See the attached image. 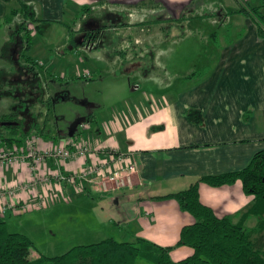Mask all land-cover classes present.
Returning <instances> with one entry per match:
<instances>
[{
	"label": "crops",
	"instance_id": "0c3cea01",
	"mask_svg": "<svg viewBox=\"0 0 264 264\" xmlns=\"http://www.w3.org/2000/svg\"><path fill=\"white\" fill-rule=\"evenodd\" d=\"M19 2L27 5L42 25L49 28L63 26L65 19L74 23L81 18L82 9L87 7L93 17L116 19L120 24L113 26L112 32L125 42L133 40V36L125 31L132 22L127 15L134 13L138 17L132 22L137 26L134 36L136 54L154 56L156 63L169 72H190L181 74L179 85L173 89L158 94L143 92L135 100L137 106L127 107V114L104 110L96 115L94 112L88 121L94 134L88 132L87 142L83 135L69 138L76 145L104 150L100 156L110 150L127 155L130 162L137 164V171L128 173L129 184L106 192L88 186L87 189L85 186L83 189L52 186L43 191L49 201L56 195L55 202L82 193L111 194L121 211L118 213V228L129 233L127 242L142 239L159 247H173L170 253L173 262L190 257L192 249L175 245L182 228L192 225L194 219L181 211L174 200L154 198L183 191L203 177L240 171L249 165L256 153L264 151V39L259 37L253 21L239 13L242 9L248 11L257 7L259 0ZM18 9L16 1L0 0V27L7 25L12 29L14 19H18L19 25L21 15L10 16L11 11ZM8 17L10 23H4ZM65 28L66 44H69L72 30L69 25ZM11 34L7 45L11 42ZM34 36L32 34V39ZM33 46L32 40L31 49ZM74 51L79 53L78 48ZM27 58L37 64L31 57ZM126 60L116 59L115 69L123 68ZM103 69L94 67L87 73L94 79L98 73L104 72ZM203 70L207 71L203 78L189 77L191 73ZM126 79L115 78L118 82L110 87L111 103L125 101ZM148 101H152L153 106L147 107ZM189 111L200 113L201 123L190 121L187 117ZM39 139L42 149L56 148L63 143L61 139ZM89 161L78 158L61 166L55 159H48L45 169L52 173L59 170L70 173L86 166ZM33 176L28 163L0 168V186L16 187ZM20 196L28 202L35 199L29 192ZM199 199L217 217L228 216L249 231L256 229L257 218L243 216L253 204V196L244 193L240 181L219 188L201 184ZM53 205L51 201L46 209ZM29 212L24 215L40 211ZM19 216L0 214V219L7 222L6 217ZM251 240L264 254V231L253 234Z\"/></svg>",
	"mask_w": 264,
	"mask_h": 264
},
{
	"label": "rangeland",
	"instance_id": "374dc122",
	"mask_svg": "<svg viewBox=\"0 0 264 264\" xmlns=\"http://www.w3.org/2000/svg\"><path fill=\"white\" fill-rule=\"evenodd\" d=\"M137 18L134 13L127 15L132 22ZM17 21L14 19L12 29L7 25L0 27V118L14 117L34 132L37 127H44V136H41L44 139H61L64 142L72 136L86 137L88 132L94 134V128L88 125L94 112L96 115L104 110L127 114V107L137 106L135 100L143 92L158 94L173 89L179 85L182 75L190 73L169 72L156 63L154 56L137 55L134 41L137 26L132 22L125 31L133 36L132 41L120 40L113 30H109L99 39L97 49L80 44L79 53L71 50L73 41L71 39L70 44H66L65 37V27L69 25L78 39L79 19L74 23L65 19L63 26H42L32 39L33 48L24 57L22 33L15 34L9 45L6 43L18 28ZM119 49L127 51L113 53ZM26 57H31L37 64H30ZM119 58L127 59L125 66L115 69V61ZM94 67L105 69L94 79L84 78L85 73ZM116 77L120 80L127 78L126 99L121 103L110 101V87L118 82ZM130 101H134L133 104ZM151 104L152 101H148L147 107L153 106ZM5 122L0 121L3 132L8 131ZM84 140L87 142V137ZM87 186L90 187L86 185L85 189ZM113 186L108 184V188ZM112 197L101 193L78 194L56 201L53 206L37 213L6 217L8 230L26 236L33 243L34 248L30 251L33 259L62 256L75 247L94 245L108 239L124 243L129 233L118 228V213L121 211L116 198Z\"/></svg>",
	"mask_w": 264,
	"mask_h": 264
},
{
	"label": "trees",
	"instance_id": "16d2710c",
	"mask_svg": "<svg viewBox=\"0 0 264 264\" xmlns=\"http://www.w3.org/2000/svg\"><path fill=\"white\" fill-rule=\"evenodd\" d=\"M11 1V0H7ZM16 1L18 10L11 11L13 18L21 15L22 22L11 34H23L22 56L32 47V34H38L43 26L42 21L35 17L34 12L25 4ZM82 9V15L89 12ZM248 16L257 27L258 35L264 39V0H259L257 7L248 11L240 10ZM10 23V17L4 20ZM71 30V29H70ZM70 31L68 40L73 37ZM34 65V62L26 57ZM32 67V66H31ZM33 70V68H30ZM207 71H196L189 77L203 78ZM187 117L194 123H201L200 113L189 111ZM13 117L3 116L0 121L14 122ZM8 131L0 130V141L8 147H23L27 138L44 136L45 128L24 132L20 124H10ZM46 136V135H45ZM240 181L246 195L253 196V204L244 213V217L254 216L258 223L255 230H247L242 223H235L231 217L219 218L213 210L203 205L199 199V186L205 184L212 188L232 185ZM155 200H174L181 211L188 213L194 223L182 228L175 247H188L193 254L181 261L173 262L170 253L173 247H159L145 240L135 242H117L108 239L98 244L79 246L62 256L54 258H31L33 243L24 235L10 232L8 224L0 219V264H264L262 249L256 247L251 238L253 234L264 231V151L254 155L249 165L237 172L208 176L196 180L187 189Z\"/></svg>",
	"mask_w": 264,
	"mask_h": 264
},
{
	"label": "built area",
	"instance_id": "2783aa9c",
	"mask_svg": "<svg viewBox=\"0 0 264 264\" xmlns=\"http://www.w3.org/2000/svg\"><path fill=\"white\" fill-rule=\"evenodd\" d=\"M84 78L91 80L92 75L85 73ZM39 140L37 136L29 137L25 140L23 147H8L0 141V168L28 163L30 171L34 174L28 182L16 187L0 186L1 215L8 213L21 215L31 210L46 209L51 201L55 202L56 195L49 201L43 195V191L52 186L83 189L84 186L89 185L99 192H106L110 189L125 187L129 184L128 173L132 174L137 171V164L130 162L127 155L116 150L107 151L100 156V152L104 150H92L87 146L76 145L73 139H67L56 148L42 149L39 146ZM78 158L90 161L78 171L70 173H62L60 170L52 173L45 169L48 159H55L61 166H64L68 161ZM109 183L114 186L108 188ZM28 192L34 195V202L20 198V195Z\"/></svg>",
	"mask_w": 264,
	"mask_h": 264
},
{
	"label": "flooded vegetation",
	"instance_id": "af4514ba",
	"mask_svg": "<svg viewBox=\"0 0 264 264\" xmlns=\"http://www.w3.org/2000/svg\"><path fill=\"white\" fill-rule=\"evenodd\" d=\"M116 19H106V18H101V17H93L90 13L83 14L81 18H79V22H81V28L77 31L80 33L78 39L75 37L76 35L73 34L72 37V48H79L80 44L84 47L92 48V49H97L99 47V39L103 36V33L109 30H113V26L116 24ZM110 22H114L111 24ZM115 34V33H114ZM68 43L70 44L69 40ZM119 44V43H118ZM119 45H122L121 43ZM117 48H120L119 46ZM127 49H119L114 51L113 53H125ZM14 124H20L23 128L24 132L30 131V126L27 127L23 125L21 122H17V120L13 117ZM4 122V121H3ZM8 123V125L13 124L12 122H5Z\"/></svg>",
	"mask_w": 264,
	"mask_h": 264
},
{
	"label": "water",
	"instance_id": "95a60500",
	"mask_svg": "<svg viewBox=\"0 0 264 264\" xmlns=\"http://www.w3.org/2000/svg\"><path fill=\"white\" fill-rule=\"evenodd\" d=\"M7 124H8V123H6L5 125H7ZM72 137H73V136H72ZM72 137H71V138H72Z\"/></svg>",
	"mask_w": 264,
	"mask_h": 264
}]
</instances>
